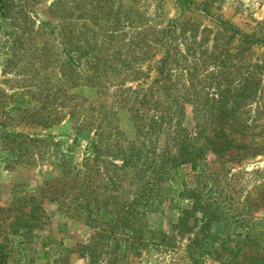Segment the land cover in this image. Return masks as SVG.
<instances>
[{
  "label": "trees",
  "instance_id": "1",
  "mask_svg": "<svg viewBox=\"0 0 264 264\" xmlns=\"http://www.w3.org/2000/svg\"><path fill=\"white\" fill-rule=\"evenodd\" d=\"M47 1L0 0V63L25 90L15 96L33 99L28 117L40 131L67 123L65 147L50 132L30 137L18 131L5 135L14 142L9 150L20 157L27 140L54 153L50 164L59 172L45 181L48 197L59 212L92 229L79 246L87 264H122L150 244L170 243V234L149 229L146 218L172 205L173 193L191 203L175 227L192 217L197 231L189 240L205 243V231L224 212L204 190L210 184L223 193L226 154L263 151L253 152L262 139L249 131L244 108L257 107L259 65L249 57L264 47V34L222 18L218 0H169L173 16L163 9L165 0H51L48 19H39L35 9ZM186 106L191 128L184 124ZM163 129L164 144L156 150L150 140ZM79 142L83 153L76 159ZM207 154L214 155L210 163ZM184 164L193 170L191 186L182 180L177 191L170 184ZM231 196L226 190L223 199ZM29 221L14 215L11 232L31 235L38 224ZM4 236L0 264H8ZM38 253L47 258L49 249ZM54 259L66 264L62 254Z\"/></svg>",
  "mask_w": 264,
  "mask_h": 264
},
{
  "label": "rangeland",
  "instance_id": "2",
  "mask_svg": "<svg viewBox=\"0 0 264 264\" xmlns=\"http://www.w3.org/2000/svg\"><path fill=\"white\" fill-rule=\"evenodd\" d=\"M50 1L37 5L35 11L39 19H48L47 7ZM214 3L222 18L228 19L240 30L264 34V0H218ZM163 9L169 16L176 12L169 0L164 1ZM249 59L259 65L255 70L259 91L257 107L255 103L246 106L245 118L251 123L249 131L262 139L260 147H256L253 152L263 151L256 155L250 152L243 154L241 150L229 151L226 154L228 160L224 161L227 171L221 180L223 193L210 184L205 188L204 192L210 202H221L224 219L205 231V243L199 244V238L190 241L189 238L197 231V226L194 231L192 229V217H189L187 226L175 227V223L182 214L181 209L189 208L191 203L184 195L178 197L177 193H173L172 205L165 204L161 212L151 213L146 218L149 229L170 234V243L159 241L150 244L139 255H129L121 260L122 264H264V196L261 198L258 192L259 189L264 190L260 188L264 182V47L253 48ZM1 66L0 63V221L4 222V230L0 232V241L4 233H7L5 241L9 253L8 264H54V258L61 254L66 256V264H87V256L80 254L79 246L89 242L92 229L59 212L56 202L50 201L48 197L45 181L59 172L50 164L55 158L54 153H46L47 144L31 148L26 140L22 147L23 155L19 157L18 153L13 154L9 150L14 142L4 140L9 132L16 134L23 131L30 137L39 133L44 136L50 132L54 141H60L64 148L62 137L69 131V126L63 121L40 131V125L28 117V108L33 104V99L28 101L26 94L15 96L25 90L18 87L19 83L11 72L3 74ZM84 93L92 96L87 91ZM15 106H21L23 111L14 109ZM184 124L190 128L192 126L189 106H186ZM165 136L166 129H163L159 136L150 140V144L158 150L163 146ZM27 147L30 148L28 151ZM83 147V142L74 146L76 159L82 156ZM213 158L214 155L207 154L206 163H210ZM192 172L189 164L179 167L170 184L171 188L180 191L182 180L191 186L189 181ZM226 190L232 193L230 200L223 199ZM177 200L179 202L174 205ZM37 206L38 211L35 209ZM16 214L24 220L29 219L32 224H38L31 235L11 232L9 224ZM38 236L42 238L38 239ZM222 236L227 239L230 237V240L223 242L220 239ZM41 241L48 246L42 247ZM45 249H49V256L37 257L38 252ZM199 252H203V255L199 256ZM98 264H104V260Z\"/></svg>",
  "mask_w": 264,
  "mask_h": 264
}]
</instances>
